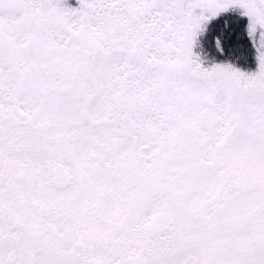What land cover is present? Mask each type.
Masks as SVG:
<instances>
[{"label":"snow or ice","instance_id":"1","mask_svg":"<svg viewBox=\"0 0 264 264\" xmlns=\"http://www.w3.org/2000/svg\"><path fill=\"white\" fill-rule=\"evenodd\" d=\"M0 264H264V0H0Z\"/></svg>","mask_w":264,"mask_h":264}]
</instances>
